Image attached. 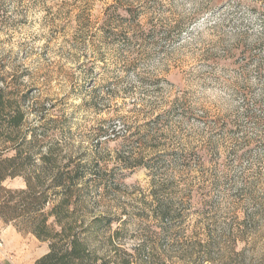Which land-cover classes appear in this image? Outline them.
<instances>
[{
    "label": "rangeland",
    "instance_id": "1",
    "mask_svg": "<svg viewBox=\"0 0 264 264\" xmlns=\"http://www.w3.org/2000/svg\"><path fill=\"white\" fill-rule=\"evenodd\" d=\"M0 72L136 264H264V0H0Z\"/></svg>",
    "mask_w": 264,
    "mask_h": 264
},
{
    "label": "trees",
    "instance_id": "2",
    "mask_svg": "<svg viewBox=\"0 0 264 264\" xmlns=\"http://www.w3.org/2000/svg\"><path fill=\"white\" fill-rule=\"evenodd\" d=\"M259 83L264 96V77ZM241 102L244 114L250 115L249 99L242 96ZM44 119L0 72V219L47 244L35 264H136L109 233L120 218L95 213L90 204L95 201L91 190L99 186L106 191L109 183L60 140L46 139L39 131ZM105 132L100 127L95 133ZM122 160L126 168L141 164L129 157ZM16 177L23 179V187L5 184Z\"/></svg>",
    "mask_w": 264,
    "mask_h": 264
},
{
    "label": "crops",
    "instance_id": "3",
    "mask_svg": "<svg viewBox=\"0 0 264 264\" xmlns=\"http://www.w3.org/2000/svg\"><path fill=\"white\" fill-rule=\"evenodd\" d=\"M47 251V244L32 234L18 232L0 219V264H35Z\"/></svg>",
    "mask_w": 264,
    "mask_h": 264
}]
</instances>
